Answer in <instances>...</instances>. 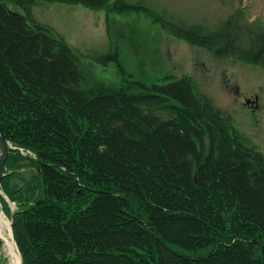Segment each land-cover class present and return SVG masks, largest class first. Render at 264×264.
Here are the masks:
<instances>
[{
    "label": "trees",
    "instance_id": "1",
    "mask_svg": "<svg viewBox=\"0 0 264 264\" xmlns=\"http://www.w3.org/2000/svg\"><path fill=\"white\" fill-rule=\"evenodd\" d=\"M15 2L22 11L0 0L9 142L0 203L24 264H264V153L229 115L189 75L151 84L96 77L31 17L34 0ZM156 18L193 44L264 66V33H246L234 17L208 32ZM111 59L117 52L96 61Z\"/></svg>",
    "mask_w": 264,
    "mask_h": 264
},
{
    "label": "rangeland",
    "instance_id": "2",
    "mask_svg": "<svg viewBox=\"0 0 264 264\" xmlns=\"http://www.w3.org/2000/svg\"><path fill=\"white\" fill-rule=\"evenodd\" d=\"M123 1L140 6L118 12L80 2L34 0L30 15L49 26L78 54L82 65L104 81L117 84L128 77L151 84L191 76L197 93L229 115L248 144L264 153V66L193 44L172 34L156 18L208 32L234 17L246 33H264V0ZM4 2L9 8L22 11L15 0ZM110 51L117 52L118 61H96ZM255 96L256 102L245 103ZM22 173L27 176L29 171ZM0 194L5 197L2 189ZM7 201L11 211L15 210L16 204ZM3 244L0 264H11Z\"/></svg>",
    "mask_w": 264,
    "mask_h": 264
},
{
    "label": "water",
    "instance_id": "3",
    "mask_svg": "<svg viewBox=\"0 0 264 264\" xmlns=\"http://www.w3.org/2000/svg\"><path fill=\"white\" fill-rule=\"evenodd\" d=\"M256 100H257V96H255L253 99L247 98L245 100V103L246 104L254 103V102H256ZM8 151H9V142L5 138V135L3 133V129H2V126H1V121H0V182H1V179H2L3 175H5ZM36 161H37V166L36 167H37V169H39V167H38L39 163H38V159L37 158H36ZM12 220H13V214H11V216H10V223H9L10 224V230H11V238L13 240V243L16 246V250L18 251V253L20 255V264H24L22 255H21V253L19 251V248H18V246L16 244L15 237H14V234H13V231H12ZM0 241L2 243H4V239L2 237H0Z\"/></svg>",
    "mask_w": 264,
    "mask_h": 264
},
{
    "label": "bare ground",
    "instance_id": "4",
    "mask_svg": "<svg viewBox=\"0 0 264 264\" xmlns=\"http://www.w3.org/2000/svg\"><path fill=\"white\" fill-rule=\"evenodd\" d=\"M1 191V187H0ZM10 220L6 217L3 211L0 209V237L4 239L6 252L10 258L11 264H20V255L16 250V246L11 238ZM8 235L10 237H8ZM3 244V245H4ZM4 249V248H3Z\"/></svg>",
    "mask_w": 264,
    "mask_h": 264
},
{
    "label": "flooded vegetation",
    "instance_id": "5",
    "mask_svg": "<svg viewBox=\"0 0 264 264\" xmlns=\"http://www.w3.org/2000/svg\"><path fill=\"white\" fill-rule=\"evenodd\" d=\"M254 97H252L251 99H253Z\"/></svg>",
    "mask_w": 264,
    "mask_h": 264
}]
</instances>
